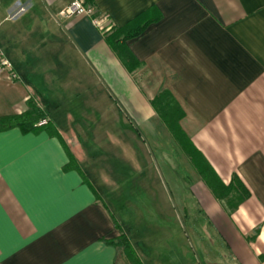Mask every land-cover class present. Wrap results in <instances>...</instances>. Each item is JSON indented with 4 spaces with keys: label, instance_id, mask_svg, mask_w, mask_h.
<instances>
[{
    "label": "crops",
    "instance_id": "1",
    "mask_svg": "<svg viewBox=\"0 0 264 264\" xmlns=\"http://www.w3.org/2000/svg\"><path fill=\"white\" fill-rule=\"evenodd\" d=\"M83 2L91 17L66 20L69 0H0V53L16 76L0 75V118L33 102L48 121L0 133V264H134L107 244L120 235L137 264H182L189 253L264 264V0ZM133 23L144 29L123 42L131 72L103 31ZM166 97L218 197L169 130ZM142 136L186 168L172 176L170 208L163 193L134 192L151 184L130 163ZM101 151L129 163L116 159L90 183L84 168Z\"/></svg>",
    "mask_w": 264,
    "mask_h": 264
},
{
    "label": "rangeland",
    "instance_id": "2",
    "mask_svg": "<svg viewBox=\"0 0 264 264\" xmlns=\"http://www.w3.org/2000/svg\"><path fill=\"white\" fill-rule=\"evenodd\" d=\"M162 109V113L167 114L168 116H176L175 107L173 103L166 97V99L162 100V104L160 106ZM46 119V118H44ZM144 135V134H143ZM127 156V154H125ZM131 155L133 159L131 158ZM124 154H120L119 158L117 155L113 154L112 152L108 151H101L98 153H92L89 155L88 163L85 166V173H87L89 177L90 183L93 180H97L98 175H104V173L108 174L113 171L111 164L119 159L120 161L127 162V159L123 157ZM134 161L135 166H137L136 171L138 172L136 177H146L150 179V185L146 183L145 185L141 184L140 182L134 185L133 189L136 195L139 196V199H143L145 192L150 193L151 195H159L163 193V196L167 197V205L170 208L171 201L172 203L176 200V187L175 181H172V176L181 178L183 171L186 170L182 167L179 159H176L175 154L168 150L166 151H159L147 138L142 136V138L138 139V143L135 146V150L132 151L130 154V163ZM171 167L167 168L166 163ZM129 163V161L127 162ZM126 164V163H125ZM120 174L124 177H130L132 174L130 170L123 167L120 170ZM184 176V175H183ZM96 185H94L95 187ZM179 186V185H178ZM180 188L185 187L184 194H188L190 186L185 182L183 185L179 186ZM127 186H122L121 189L122 193H127L126 190ZM150 190V192L147 191ZM163 189V191H162ZM166 195H165V194ZM171 197V199H170ZM177 201V200H176ZM189 241H194L190 233L187 231ZM161 234H155L154 237L158 240L160 239ZM169 240V239H168ZM183 241V240H182ZM187 241L185 240L184 243ZM182 264H206L204 260H199L198 262L195 260L194 257L189 253L187 254L183 260Z\"/></svg>",
    "mask_w": 264,
    "mask_h": 264
},
{
    "label": "trees",
    "instance_id": "3",
    "mask_svg": "<svg viewBox=\"0 0 264 264\" xmlns=\"http://www.w3.org/2000/svg\"><path fill=\"white\" fill-rule=\"evenodd\" d=\"M85 7H88L87 3H84ZM135 26V28H134ZM144 29V26H141L140 28L136 29V23L130 24L129 26L116 30L115 28H109L108 31L104 32L103 35L106 37V40L109 42V45L111 49L117 54L119 60L122 62V64L132 72L134 68L133 61L130 56V54L125 49V46L123 45V42L138 37ZM179 116L180 115H173L168 116L167 114L165 117L167 118V125L169 127V130L173 131V136L175 141L180 145L183 150L186 149L184 146V139L180 136V131L178 127L179 122ZM46 118L45 115L39 108L33 103H28V111L20 114V115H13V116H7L0 118V133L6 132L11 129H19L21 133H31L36 132L41 128H46V126L38 127L37 124L42 119ZM185 153L188 155L192 163L195 164V169L199 172L201 177L205 179V183H207V186L211 188L214 195L216 197L219 196V192L215 189V186L210 182V180L207 178L208 174L211 173L210 169L208 168H201L196 161L199 160L197 154L193 151L188 152L184 150ZM201 159V158H200ZM75 167L73 162H70L65 168L73 169ZM217 181V180H216ZM216 183V182H215ZM219 184V182H217ZM221 186V184H219ZM227 191V192H226ZM229 189L223 191L226 195L228 194ZM107 244L115 246V247H121L123 249V252L125 253L126 257L133 262L134 264H137V258L135 257V254L132 251V248L128 244L126 238L123 235H120L119 238L115 242H107Z\"/></svg>",
    "mask_w": 264,
    "mask_h": 264
},
{
    "label": "built area",
    "instance_id": "4",
    "mask_svg": "<svg viewBox=\"0 0 264 264\" xmlns=\"http://www.w3.org/2000/svg\"><path fill=\"white\" fill-rule=\"evenodd\" d=\"M92 11L91 9L84 6L83 0H69V5L59 13V16L63 19H71L74 17H91ZM95 24H97L95 22ZM7 74L8 78L12 80H16V76L12 70L10 63L3 57L0 53V75ZM48 124L47 119H42L37 124L38 127H43Z\"/></svg>",
    "mask_w": 264,
    "mask_h": 264
}]
</instances>
